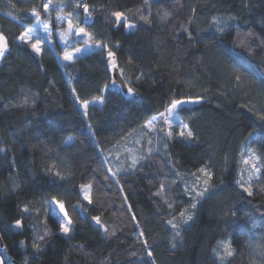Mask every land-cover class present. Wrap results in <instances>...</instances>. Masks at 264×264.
Here are the masks:
<instances>
[{"label": "trees", "instance_id": "trees-1", "mask_svg": "<svg viewBox=\"0 0 264 264\" xmlns=\"http://www.w3.org/2000/svg\"><path fill=\"white\" fill-rule=\"evenodd\" d=\"M47 1L0 0V33L12 51L0 65V235L8 253L20 264L24 259L28 264H150L137 240L134 213L156 264H218L213 249L222 239L235 249L232 264H264L260 251L249 247L264 246V179L252 184L253 197L237 184L247 177L243 158L249 154L243 147L248 140L264 172V122L258 119L264 115V0H150L151 15L143 0H83L94 22L84 24L81 14L80 26L117 53L123 78L141 97L131 103L97 92L110 83L100 49L65 63L56 32L53 44L43 42L42 55L17 39L34 24L32 7L42 19L56 14L51 7L43 13ZM60 1L70 6L67 12L81 13L72 7L79 0ZM115 11L136 27L117 29L109 18ZM189 18L194 19L189 30L209 29L195 42L178 27ZM213 18L226 25L223 34L215 31ZM71 87L84 99L104 95L106 103L90 105L84 116ZM25 98L28 107L20 106ZM175 99L201 103L176 111L179 119L165 129L173 131L167 147L164 139L151 153L144 147L137 170L113 177L104 157ZM182 120L193 133L192 143L179 138ZM69 137L74 141L65 143ZM205 165L212 173L209 191L197 201L193 222L186 226L180 216L178 224L174 219L194 202L186 195L187 182ZM88 184L92 204L81 194L80 186ZM55 201L73 221L71 238L59 233ZM93 215L101 217L108 235ZM17 219L23 228L15 227ZM169 219L181 232L175 248ZM40 235L45 238L35 242L42 251L36 252L32 243Z\"/></svg>", "mask_w": 264, "mask_h": 264}, {"label": "snow or ice", "instance_id": "snow-or-ice-1", "mask_svg": "<svg viewBox=\"0 0 264 264\" xmlns=\"http://www.w3.org/2000/svg\"><path fill=\"white\" fill-rule=\"evenodd\" d=\"M9 3H11V0H9ZM143 6L145 8L148 9V15H151V3L150 0H143ZM50 7H52L51 5V0H48L47 3H43L41 5V9L43 11V13H49L50 11ZM73 9H80L81 13H77L75 16H73L72 19H69L67 17L64 16H60L57 17L58 21L60 23H67V29L66 30H60V39L63 41V44L65 45V48L63 49V56L62 59L63 61L69 62V63H74L75 62V57L77 56V54H82L83 53V49H81L80 47L77 46L78 43H83V45L85 46V48H92L93 50L95 49H100L101 53H106V71H112L115 73L117 79H119V77L124 76V72L122 69H120L117 60H116V56L117 53L115 51L112 50L111 47H109L108 45H106L103 41V39H96L93 36V33L88 31L85 27H81L80 26V15L82 14L83 17L85 19L91 20L93 19L92 16V12L89 11V5L85 2H83V0H79V2H75L72 5ZM195 8L192 9V13H193V17L195 15ZM171 13H165V15H170ZM9 16H12V13L9 12L8 13ZM30 15L32 17L35 18L36 23L37 24H42L43 25V30L44 32L48 33L49 38H51V34H52V30H53V26L52 24L49 23L48 20H44L41 19V11L37 10V8L32 7L31 8V12ZM70 15H72L70 13ZM109 18H114V26L119 29L120 27H125L128 29H132L134 27H136L135 24L133 23H129L128 22V17L126 16V14L122 11H115L112 12L110 14ZM140 20H143L144 23H149L148 20V16L141 14L140 15ZM13 19H16L15 16H13ZM73 19L77 20V23L74 25L73 24ZM194 24V19L193 18H189L187 21V25H179V29L180 32L186 33L187 34V38L190 42H195L200 38V31H208L209 29L205 28L202 30H197V29H193V30H189L188 26H191ZM212 24L214 26V29L217 33L219 34H223L225 32V27L226 25H221L220 21L213 18L212 20ZM36 29L35 27H28L26 28V30L20 34L17 39L29 46L32 50L33 53H35L36 55H42V48H41V43L40 41L37 39L35 41H33V34L35 33ZM248 36H251L252 33L249 32L247 34ZM80 37L81 40L77 41L75 43H71L70 42V37ZM240 44L243 45L244 41H240ZM116 47H119V45H116ZM8 45L6 42V38L3 35V33H0V61H3L6 58V53L8 52ZM235 67V66H233ZM141 76H143V73H140ZM117 79H111V83L113 85H115L117 83ZM237 79H239V77H237ZM121 85L125 84L126 81L125 80H120L119 81ZM78 83V82H77ZM109 85L108 84H104L102 88L97 89L98 93H103L106 92L108 90ZM125 91L127 92V94H129L130 96H136L137 92L136 90L129 86L125 89ZM71 92L73 93L75 100L77 102V104L79 105L80 108L83 109V115L87 116L89 114L88 110L91 104L94 103H100V104H104L106 103L105 100V96L104 95H96L94 98H92L91 100L89 99H84L81 98L80 94L77 92L76 87H71ZM33 96H36L38 94H32ZM35 99L32 100V105L35 104ZM201 103V99H189V100H181V99H175L173 101H170V106H166L165 107V111L164 112H160L159 116H154L151 120H148L146 123L142 124L141 127L144 129H150L154 132H157L158 134H161L164 138V146L167 147V140L173 137V131L168 130L165 131L163 125H168L169 129L171 128V124H170V120L172 115L184 104H199ZM23 107H28L30 106L28 104L27 98L24 99L22 105ZM258 119H260L262 122H264V115H260L258 117ZM160 125L159 127H157V125ZM86 127L89 128L90 130L92 129V125L90 123L86 124ZM179 138H181L183 141L187 142V143H192L193 142V133L192 131L188 130V125H186L183 120L180 123V131H179ZM251 135V134H249ZM72 138L69 137V140H71ZM68 141H65V143H67ZM151 140L148 141L149 144H151ZM102 151V149H101ZM250 153V159L251 160H259L260 157H257L254 153V150L249 149L248 150ZM149 153H151V149H149ZM243 155V154H242ZM107 158V157H105ZM250 160H244L243 163L244 164H249ZM139 163V161L135 158L132 159V163L130 166L129 170L126 171H134L137 170L136 166ZM123 169H117L116 171H113L111 168H108V172H110L112 174L113 177L117 176V173L119 171H122ZM199 173L203 174V177H206V179L203 180V184L205 185L203 191H199L197 192L195 188L191 189V192L195 193V195L192 196L193 200H196L197 197H203L204 194L206 192L209 191V187H207L208 182L212 179V173L207 169V165H205L204 167H200L198 169ZM54 175L61 179L64 180L65 178L63 176L60 175L59 172L54 173ZM105 180L108 179V176L104 177ZM261 179H264V172L261 171V166L259 165V163H253L251 170L248 172V175L246 178H244L243 180H238L237 184L240 185V187L242 188L243 193L246 194V197H253L254 195V191H253V187L252 184L254 182H259ZM116 183L119 184V180H116ZM92 185L88 184V185H81V191L84 192L83 195V199L86 200L88 202V204H92L93 201L91 199V196L88 194V190L91 189ZM163 190V185H161V191ZM186 191H188V189H185ZM260 194H264V189L260 190ZM157 196L161 195V192L158 191L156 193ZM126 199V197H125ZM56 203L59 204V210L60 212L63 213V219H60L58 222L57 227L59 228V233L62 234L65 237H69L71 238L72 233H73V221L72 219L68 216V213L64 210V204L57 201ZM82 207V206H81ZM129 210H131V205L127 206ZM169 207H171V204H169ZM197 207V203L193 202L191 204V208L192 209H196ZM24 212H28L30 211L27 207H25L23 209ZM187 211V209H185V211L180 212V216L184 217L185 216V212ZM231 215L235 216L236 213L234 211H231ZM91 219L93 221H95V223L97 225H99L101 228H103L104 232L106 235H108V229L101 223V217L99 215H93L91 216ZM131 219L133 221H136L135 227L138 229V234H137V240L142 244L143 246V250L145 252V255L150 258V264H156V260H155V256H154V249L151 247V245H149L148 242V237L146 236L144 230L142 228H140V223L136 218V215L133 213L131 215ZM192 220V215L188 214L186 219H185V223H187L188 221ZM168 225L171 226L172 229L175 230V235L173 237V240L171 242V247L175 248L176 247V239L180 237L181 232H180V228L179 225L175 222H173V219H169L166 222ZM16 228H23V224L21 223V221L19 219H17L16 224H15ZM45 235L47 234L46 229L44 230ZM45 235H40L39 237L34 238L33 243H32V248L36 251V252H41L42 249L40 248L39 244L36 243V240H43L45 238ZM110 235H115V232L110 233ZM20 246L21 247H26L27 246V242L24 240H21L20 242ZM81 248L83 247V245L80 246ZM249 247L258 249L260 251V254L262 256H264V246H261L259 244H249ZM213 253L214 255H216L219 260H221L223 262V264H232V260L230 258L234 257L236 255L235 249L233 247V245L231 244V242H218L217 247L213 249ZM0 264H4V257L2 255H0ZM21 264H28L27 259L22 260Z\"/></svg>", "mask_w": 264, "mask_h": 264}, {"label": "rangeland", "instance_id": "rangeland-1", "mask_svg": "<svg viewBox=\"0 0 264 264\" xmlns=\"http://www.w3.org/2000/svg\"><path fill=\"white\" fill-rule=\"evenodd\" d=\"M48 2V1H47ZM64 1H60V0H51V11H56V14H53L51 17H46L44 18V20H48L50 24H52L53 28L54 26H56V28L54 30H52V34H51V38H49L48 33L44 32L43 30V25L42 24H37L36 20L34 21V24L32 26L29 27H35L36 31L33 34V41L35 40H39L41 43V47L44 41H48L50 43H54L53 41V36L55 35V32L57 34V37L59 38L60 43L65 47V45L63 44V41L60 39V30H66L67 29V23H60L57 19V17L60 16H64L67 17L69 19H72L73 16H75L77 14V12H67L68 8L70 6H66L65 4H63ZM65 3H70V2H66ZM67 9V10H66ZM69 11V10H68ZM70 13L72 15H70ZM49 14V13H48ZM83 17V15H82ZM84 17H83V22H84ZM74 23V21H73ZM134 29V28H132ZM132 29H128L127 30H132ZM70 42L71 40L75 43L77 41H80L81 38L80 37H70ZM78 47H80L81 49H83V53L82 54H77V56L75 57V59L82 57L88 53H90L91 51H93L92 48H85V46L83 45V43H78L77 44ZM62 59V58H61ZM63 61V59H62ZM65 63H67L66 61H63ZM91 105H95L98 107H101L103 104L100 103H94ZM179 119V115L175 112L170 120V124L172 125L176 120ZM160 125L158 124L157 127H159ZM164 129L169 128L168 125H163ZM71 140H68V143H72L74 141V138L71 137ZM163 138V136L161 134H158L157 132H154L150 129H144V128H140L139 130H137L136 132H134L132 135H130L128 138H126L122 143L116 145L114 147V149L107 154L105 157V162H106V166L107 168H111L113 171H116L117 169H123L122 171H125L126 169L129 170L130 166H131V162L129 161L130 158H135L137 160H139L142 156V149L145 147V151L146 153H149V149H151V152L153 150V147L155 145L156 142L161 141ZM151 140V144L148 143V141ZM244 152H248L249 155H246L243 158L244 160H250L249 164H243V177L247 174L248 172L251 170L252 164L253 163H257V160H251L250 159V153H249V149L253 150L250 146H249V140L245 143L243 149ZM130 157V158H129ZM131 160V159H130ZM132 161V160H131ZM121 171H119L117 174H119ZM195 177H192L188 182L187 185L188 187H186L185 189H188V191H186V195L192 199V196L195 195V193L191 192V189L195 188L197 192L199 191H203L205 185L203 184V180L206 179V177H203V174H196L194 175ZM82 197L84 195V192L81 191ZM88 194H91V189L88 190ZM205 195V194H204ZM204 197V196H203ZM202 197H197L196 200H193L194 202L197 203V201H199V199H201ZM54 203V211L53 214L55 215V217L58 219V221L60 219H63V213L60 212L59 210V204L55 202ZM198 206V203H197ZM65 210V209H64ZM195 209L189 208V210H187L185 212V216L183 217V219L185 220L188 214L192 215V220L188 223H186L185 225L188 226L190 225L194 218H195V214H194ZM175 222H178V224L181 222L180 221V215H178L175 219ZM95 222V221H94ZM185 226V227H186ZM184 228V227H182ZM219 242H229L228 240L222 239ZM217 247V246H216ZM218 264H223V262L221 260H219V258L214 255Z\"/></svg>", "mask_w": 264, "mask_h": 264}, {"label": "water", "instance_id": "water-1", "mask_svg": "<svg viewBox=\"0 0 264 264\" xmlns=\"http://www.w3.org/2000/svg\"><path fill=\"white\" fill-rule=\"evenodd\" d=\"M21 1L22 2H30L31 0H21ZM41 19H42V16H41ZM5 38H6V42H7L8 49H9L8 52L6 53V58H7V57L11 56L12 51H11V47L9 45V41H8V39H7L6 36H5ZM104 54H105V62H106V53H104ZM116 60H117V63L119 65V61H118V57L117 56H116ZM3 61H0V65H1V63ZM119 67H120V65H119ZM108 74L110 76V83H109V87H108V90H107L108 93L116 94V95L122 97L123 99H125L127 102H130V103L131 102H140L141 101V97L138 94L136 96H134V97L133 96H130L129 94H127V92L125 91V89L127 87H129V85L127 84V82L125 84H123V85H121L120 82H119L120 80H125L123 78V76L122 77H119V79H117V77H116V75H115L114 72L108 71ZM111 79H117V83L115 85H113L111 83ZM0 255H2L4 257V264H20L19 262H17L8 253L7 248L4 245V242L2 240L1 235H0Z\"/></svg>", "mask_w": 264, "mask_h": 264}, {"label": "built area", "instance_id": "built-area-1", "mask_svg": "<svg viewBox=\"0 0 264 264\" xmlns=\"http://www.w3.org/2000/svg\"><path fill=\"white\" fill-rule=\"evenodd\" d=\"M90 11V10H89ZM85 19V18H84ZM94 22V19H91V20H88V19H85L84 20V24H88V25H90V24H92Z\"/></svg>", "mask_w": 264, "mask_h": 264}]
</instances>
